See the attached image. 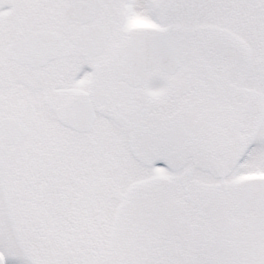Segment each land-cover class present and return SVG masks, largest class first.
Masks as SVG:
<instances>
[{
    "label": "snow or ice",
    "instance_id": "6c2138e0",
    "mask_svg": "<svg viewBox=\"0 0 264 264\" xmlns=\"http://www.w3.org/2000/svg\"><path fill=\"white\" fill-rule=\"evenodd\" d=\"M0 264H264V0H0Z\"/></svg>",
    "mask_w": 264,
    "mask_h": 264
}]
</instances>
